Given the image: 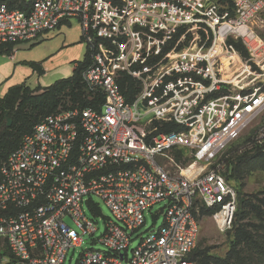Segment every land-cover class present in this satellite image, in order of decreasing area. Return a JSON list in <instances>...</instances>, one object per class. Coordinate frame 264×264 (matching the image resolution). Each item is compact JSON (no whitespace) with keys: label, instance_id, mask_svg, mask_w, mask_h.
<instances>
[{"label":"built area","instance_id":"1","mask_svg":"<svg viewBox=\"0 0 264 264\" xmlns=\"http://www.w3.org/2000/svg\"><path fill=\"white\" fill-rule=\"evenodd\" d=\"M231 1L229 12L218 0H30L23 10L0 0V45L78 21L82 80L102 98L46 117L0 164V264H64L98 231L84 210L99 213L92 198L114 220L96 239L104 250L76 264H193L199 206L231 229L236 193L213 163L249 128L247 145L264 150V1ZM122 75L139 86L131 103ZM161 203L163 225L130 250Z\"/></svg>","mask_w":264,"mask_h":264},{"label":"rangeland","instance_id":"2","mask_svg":"<svg viewBox=\"0 0 264 264\" xmlns=\"http://www.w3.org/2000/svg\"><path fill=\"white\" fill-rule=\"evenodd\" d=\"M260 17L264 20V12ZM257 34L264 40V23L257 28ZM190 38L181 43L179 48L187 46ZM86 49L87 45L82 40L80 24L72 19L67 24L42 34L39 40L15 45L14 60H11L8 54H0V113H5L7 109L8 101L5 96L12 88L19 86L20 96H22L15 107L20 117L18 116L15 122L9 120L11 128L8 134L10 136L5 141L8 150L16 143L14 138L20 135L29 124L31 125L41 116L68 109V106L57 107L52 112L41 116L32 112L34 103H38V106L42 108L40 102L47 94L46 88L72 75L74 63L84 60ZM32 65H38L41 72L34 70ZM91 98L89 95L88 99L91 100ZM96 105L97 102L93 106ZM42 119L40 118L38 122ZM1 121L4 122V118ZM251 131L252 128H249L229 144L217 157L213 166L222 175L225 174L224 176H228V170L234 168L233 177L226 181L234 188L236 198L249 199L257 203V201H264V154L254 153L251 151L253 149L247 145ZM171 157L175 161L178 159L177 154H172ZM92 202L97 205L99 213L94 215L85 204L84 210L86 215L97 223L98 231L92 237L84 236V242L80 247L67 253L64 264H76L84 252L104 250L102 245L96 243V239L103 234L105 224L114 219L109 209L100 200L92 198ZM163 208L164 203H161L145 212V225L136 234L137 237L135 236L136 239L131 243L130 250L137 247L140 237H145L151 230H157L163 225L164 217L161 214V211H164ZM199 225L195 250L208 252L222 259L232 254L233 250H239L241 257L245 259V264H264V209L263 215L258 219L252 213L245 211L243 220L237 223L251 234V242L244 240L238 244L239 238L235 237L237 226L229 232H219L209 215H202Z\"/></svg>","mask_w":264,"mask_h":264},{"label":"trees","instance_id":"3","mask_svg":"<svg viewBox=\"0 0 264 264\" xmlns=\"http://www.w3.org/2000/svg\"><path fill=\"white\" fill-rule=\"evenodd\" d=\"M9 7L12 9H19L23 10L27 8V6L30 5V0H7ZM219 5L222 8H227V10L230 12L232 8V1L231 0H218ZM222 11V10H221ZM235 48L239 53L242 55L245 54L243 47L241 44H234ZM14 45H0V54L5 53L10 55L13 50ZM90 64V57L89 52L86 49V54L84 56V60L79 63H74V69L72 71V75L63 80H59L55 82L52 86L46 88L47 94L44 96L43 100L40 102L41 107L38 106V103L33 104L32 112H36L37 115H43L48 114L55 110L57 107H66L68 106V109H84L88 107L92 108H98L100 104L102 103V98L99 96L95 98H91V100L88 99L89 93L85 89L83 80H82V73L85 70V68ZM34 70H37L41 72L40 67L38 65H32ZM118 88L120 90V93L124 96L125 101L127 103H131L134 99V96L138 92V84L134 82L131 78H129L126 75H122V77L117 82ZM20 88L19 86L12 88L8 94L5 96L7 102V109L5 113H0V164L6 160L10 152H12L15 148L18 147V145L21 142V139L29 134L33 127L37 125L40 118L45 119L48 116H51L55 113L49 114L48 116H41L39 119L32 122V124L28 125L20 135L15 137V144L11 145L10 149L8 150L5 144V141L8 140L9 134L8 131L10 130L11 126H8L9 120L12 122H15V119L20 117V114L17 113L15 110L16 105L20 101ZM9 99V100H8ZM24 103V100H22ZM97 102L96 106H93L94 103ZM24 105V104H23ZM47 109V110H46ZM4 118V122L1 121ZM42 119V120H43ZM41 122V121H40ZM176 131V128L169 126L167 129H160V131ZM247 141H250V138L247 139ZM256 154H264V150L254 148L253 150ZM179 158V156H178ZM231 167V166H230ZM234 168H230L228 170V176H224L225 179L232 178ZM263 209H264V201H257V203H253V200L249 199H242L240 197L236 198V211L234 214L233 222L231 229L237 226V234L235 237L238 239L240 244L242 241H249L251 242V234L248 233L242 225H237L238 221L243 220L245 211L247 213H252L255 217H260L263 215ZM215 209H205L203 207L199 206L198 214L196 215V219L199 221L202 215H209L211 216L214 213ZM228 230L227 232H229ZM237 244V245H238ZM196 249V248H195ZM191 260L195 264H245V259L241 257V251L239 250H233L232 254H229L226 258H217L215 256H212L208 254V252H202L198 250H194L191 255Z\"/></svg>","mask_w":264,"mask_h":264},{"label":"crops","instance_id":"4","mask_svg":"<svg viewBox=\"0 0 264 264\" xmlns=\"http://www.w3.org/2000/svg\"><path fill=\"white\" fill-rule=\"evenodd\" d=\"M11 60H14V58L13 59L11 58Z\"/></svg>","mask_w":264,"mask_h":264},{"label":"water","instance_id":"5","mask_svg":"<svg viewBox=\"0 0 264 264\" xmlns=\"http://www.w3.org/2000/svg\"><path fill=\"white\" fill-rule=\"evenodd\" d=\"M8 126H9V122H8Z\"/></svg>","mask_w":264,"mask_h":264}]
</instances>
